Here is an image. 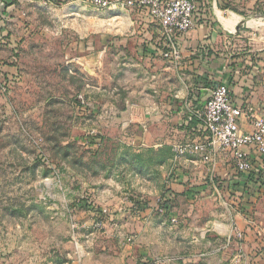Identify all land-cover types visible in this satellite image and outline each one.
<instances>
[{
    "label": "rangeland",
    "instance_id": "rangeland-1",
    "mask_svg": "<svg viewBox=\"0 0 264 264\" xmlns=\"http://www.w3.org/2000/svg\"><path fill=\"white\" fill-rule=\"evenodd\" d=\"M231 3L222 1L228 8ZM11 4L15 9L5 11ZM245 4L251 8L232 30L239 35L235 45L219 52L260 60L264 0L236 6ZM119 15L89 0H0V264L240 259L239 236L210 231L235 212L223 192L211 184L186 197L171 184L182 176L187 186L198 179L180 164L195 155L176 156L173 146L201 132L192 129L186 138L170 122L155 127L148 113L142 128L123 116L133 101L163 97L154 90L162 83L151 70L157 65L136 59L143 42ZM170 65L168 97L179 100L175 92L184 85L194 89L197 82ZM192 94L186 96L189 109L196 106ZM180 111L187 118V109ZM156 142L161 145H151ZM169 189L170 207L156 208Z\"/></svg>",
    "mask_w": 264,
    "mask_h": 264
},
{
    "label": "crops",
    "instance_id": "crops-1",
    "mask_svg": "<svg viewBox=\"0 0 264 264\" xmlns=\"http://www.w3.org/2000/svg\"><path fill=\"white\" fill-rule=\"evenodd\" d=\"M195 1L198 4V10L195 14V28L188 33L175 35L176 45L181 55L179 63H175V66H177L176 70H181L186 75L193 77L197 84H195L194 89L191 88V85H184L177 94L175 92L174 95L179 100L168 97V95L172 96L168 79L171 76L172 69L170 64H173V62L161 56L160 50L164 38L159 26L150 19L144 10L138 7H129L126 10L109 9L118 11L120 19L128 20L126 22L129 29L132 30L131 35L136 32L139 34L136 38L143 43H140L136 48V59L151 60L158 67V69L152 68V72L162 77V83L156 86L154 90L155 93L160 92L163 99L152 100L147 97V99L143 98L131 102L122 112L126 121L140 122L142 128L144 127V125H141L142 121L144 122L147 119L148 113L155 127L157 125L163 127L170 122L171 126H176L175 130L179 133L182 132L188 138L190 130L193 129V122L187 123L186 118L181 116L182 112L180 111V108L184 107L187 111L190 110L187 106L190 99L187 100L186 96L190 94V91H193L192 95H197L194 98L196 99L194 104L198 106L208 96L209 89L221 82L229 86L235 104L247 101L253 107L255 115L264 116V51L258 54L260 60L254 58V54L244 55L243 59H240L236 57L239 53L232 51L228 52V55H224L219 52L223 47H228L231 44L235 45L239 35L233 34L232 30L245 20L244 12H249L248 8L251 5L246 8L245 4L239 8L236 5L240 0H229L232 1L230 6L233 8H228L223 6L222 1L224 0ZM255 1L249 0V3L254 4ZM12 9H15V4L7 6L5 11ZM220 55L229 58L228 60L224 59V62H222L220 61ZM258 60L259 63H257ZM163 61L169 64L167 66L165 64V67L161 70V66H163L161 62L163 63ZM172 108L174 110L170 112L164 110ZM148 109L150 110L147 111ZM187 124L189 125L187 126ZM245 128L250 129V124H246ZM173 136L176 137L175 134ZM172 142L174 144L176 141ZM151 145L158 147L161 142L151 143ZM249 150L251 149L249 148ZM180 164L186 169L185 174L197 176L198 178L196 181L191 179L192 182L188 186L187 179L184 176L172 180L171 184L173 186L182 189V195L193 197V195L202 194L212 184L223 192L227 203L235 211L227 221L215 222L210 231H213V236H226L228 239L238 238L234 233L235 228L242 232V238H238L241 241V246L237 250L241 255L236 264H264V191H261L257 197H253L251 188L256 185L252 180L253 178L234 176L235 170L230 155L227 153L217 155L216 166L213 170L209 164L203 163L197 155L192 159H182ZM257 165L256 170L261 172L257 183L261 179L264 182V163L259 161ZM256 170L254 169V172ZM209 172L211 174L203 179L202 177ZM190 175H188L189 178ZM235 178L237 179L235 180ZM262 187L264 188V183ZM227 194H232L231 200H237L235 207L230 205L231 200L227 198Z\"/></svg>",
    "mask_w": 264,
    "mask_h": 264
},
{
    "label": "built area",
    "instance_id": "built-area-1",
    "mask_svg": "<svg viewBox=\"0 0 264 264\" xmlns=\"http://www.w3.org/2000/svg\"><path fill=\"white\" fill-rule=\"evenodd\" d=\"M101 9H128L138 7L156 23L164 38L161 56L173 63L180 60V50L175 35L185 34L195 28V14L198 4L195 0H89ZM83 104L82 95L78 96ZM187 123H195L193 129L201 132L200 137L173 146L176 156L197 155L213 170L219 153L230 155L236 172L248 173L252 170L249 148L264 154V116L254 114L247 102L235 104L226 83H218L209 89L202 104L188 110ZM250 124V129L245 128ZM159 201V200H158ZM157 201V202H158ZM156 208H159L156 203ZM102 209L98 212L101 213ZM235 234L242 238L236 228ZM78 261L83 254L76 252ZM80 264V263H78Z\"/></svg>",
    "mask_w": 264,
    "mask_h": 264
},
{
    "label": "trees",
    "instance_id": "trees-1",
    "mask_svg": "<svg viewBox=\"0 0 264 264\" xmlns=\"http://www.w3.org/2000/svg\"><path fill=\"white\" fill-rule=\"evenodd\" d=\"M228 86V85H227ZM229 87V86H228ZM229 91H230V89H229ZM231 92V91H230ZM250 151H253V152H255V153H252V152H250ZM249 154H250V156H251V161H252V170L250 171V172H248V173H241V172H236L235 171V173H234V176H244V177H246V178H248V179H250V178H253L252 180H253V182H254V184H256V185H254L253 187L254 188H251V192H252V194H253V197H257L258 196V194L261 192V191H264V188L262 187V184L264 183L263 181H262V179H261V181L259 182V183H257L258 181L257 180H259V176H261V172L260 171H257L256 170V166H258L257 164H258V162L259 161H261V162H263L264 163V154H260V153H258L257 151H255L254 149H251V150H249ZM254 169L256 170L255 172H254ZM237 178H235V180H236ZM225 187V186H224ZM170 189H171V187H170ZM169 189V193L167 194V195H163V198L162 199H160L158 202H157V206L159 207V208H164V209H168L169 207H170V203L172 202V200H173V193H172V191ZM182 190V189H181ZM224 191V190H223ZM225 191H227L226 189H225ZM227 196V198H231V196H232V194L231 195H229V194H227L226 195ZM231 200V199H230ZM236 201L237 200H235V201H233V200H231L230 201V205H232L233 207H235L236 206ZM134 203L135 204H138L139 203V201H134ZM87 207V206H86ZM88 208V207H87ZM89 209V208H88Z\"/></svg>",
    "mask_w": 264,
    "mask_h": 264
},
{
    "label": "water",
    "instance_id": "water-1",
    "mask_svg": "<svg viewBox=\"0 0 264 264\" xmlns=\"http://www.w3.org/2000/svg\"><path fill=\"white\" fill-rule=\"evenodd\" d=\"M209 94V93H208Z\"/></svg>",
    "mask_w": 264,
    "mask_h": 264
}]
</instances>
